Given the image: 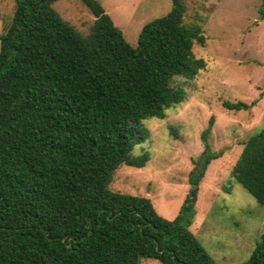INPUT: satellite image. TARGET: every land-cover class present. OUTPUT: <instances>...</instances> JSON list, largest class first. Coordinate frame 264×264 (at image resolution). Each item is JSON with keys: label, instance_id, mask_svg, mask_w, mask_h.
Here are the masks:
<instances>
[{"label": "trees", "instance_id": "trees-1", "mask_svg": "<svg viewBox=\"0 0 264 264\" xmlns=\"http://www.w3.org/2000/svg\"><path fill=\"white\" fill-rule=\"evenodd\" d=\"M56 1L17 0L1 35L0 264H218L190 228L207 167L223 154L209 152L214 117L174 219L150 196L111 189L122 164L150 159L132 155L150 136L144 120L186 100L175 78L206 68L194 53L206 43L203 25L187 23L186 0H173L133 45L98 0H82L95 16L88 34ZM231 176L264 205V128L244 143ZM242 264H264V233Z\"/></svg>", "mask_w": 264, "mask_h": 264}, {"label": "rangeland", "instance_id": "rangeland-1", "mask_svg": "<svg viewBox=\"0 0 264 264\" xmlns=\"http://www.w3.org/2000/svg\"><path fill=\"white\" fill-rule=\"evenodd\" d=\"M137 45L143 27L171 11L173 0H98ZM17 0H0V51ZM187 23L202 24L204 45L194 53L207 66L195 78L178 76L186 100L167 109L165 118L144 120L150 136L137 144L133 156L148 154L143 167L122 164L111 189L150 196L158 212L174 219L189 193L197 162L206 151L203 131L214 117L209 152L223 154L211 161L199 186L191 230L218 264H242L264 233V205L236 182L231 172L244 143L264 128L263 0H186ZM55 9L84 34L95 16L82 0H57ZM249 104L241 110L226 102ZM195 174V175H196ZM141 264H162L143 258Z\"/></svg>", "mask_w": 264, "mask_h": 264}]
</instances>
